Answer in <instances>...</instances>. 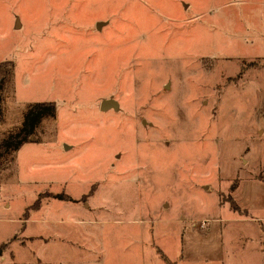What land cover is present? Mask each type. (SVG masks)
I'll return each mask as SVG.
<instances>
[{
  "label": "rangeland",
  "instance_id": "obj_1",
  "mask_svg": "<svg viewBox=\"0 0 264 264\" xmlns=\"http://www.w3.org/2000/svg\"><path fill=\"white\" fill-rule=\"evenodd\" d=\"M252 1L0 0V264H264Z\"/></svg>",
  "mask_w": 264,
  "mask_h": 264
},
{
  "label": "trees",
  "instance_id": "obj_2",
  "mask_svg": "<svg viewBox=\"0 0 264 264\" xmlns=\"http://www.w3.org/2000/svg\"><path fill=\"white\" fill-rule=\"evenodd\" d=\"M11 66H12V61L10 60L0 61V91L2 88L1 84L5 76L8 74ZM54 108H55V104L53 101L35 102L29 108V110L24 114L22 124L18 128V130L0 139V156H2L4 153L13 151V149L17 148V146L21 141L26 140L28 137H30L33 132L32 130L34 126L39 122L41 117H43L44 114L46 115L51 114ZM50 196H53L61 200H66V199L72 200L70 196L68 195L63 196L62 194L59 193H51ZM38 203H39V199L36 198L33 205L36 207ZM230 206L233 209L237 208L236 203L232 202L231 199H230ZM162 256L163 258H165L164 254H162ZM166 264H173V263L167 261Z\"/></svg>",
  "mask_w": 264,
  "mask_h": 264
},
{
  "label": "crops",
  "instance_id": "obj_3",
  "mask_svg": "<svg viewBox=\"0 0 264 264\" xmlns=\"http://www.w3.org/2000/svg\"><path fill=\"white\" fill-rule=\"evenodd\" d=\"M247 6L249 7L248 9H247ZM242 13H243V15H245L248 18H251L252 20H256V22L258 24H261L264 27V0H253L252 3L249 5H246V3L242 4ZM262 41H264V38L262 39ZM259 48H261V51H262L260 58L264 57V48H262V46H260ZM263 131H264V126L262 127V129H260L259 132L263 133ZM247 149H248L247 155L249 157L248 159H250V161H251L253 158V155H252V152L250 151L249 146L247 147ZM247 162H249V161L247 160ZM262 167L263 168L261 170L260 180H262V182H264V161H263ZM251 176H256V175H251ZM260 228H262L264 230L263 224L260 226ZM258 247H259L260 252L262 254H264V240H263V244L258 245Z\"/></svg>",
  "mask_w": 264,
  "mask_h": 264
},
{
  "label": "water",
  "instance_id": "obj_4",
  "mask_svg": "<svg viewBox=\"0 0 264 264\" xmlns=\"http://www.w3.org/2000/svg\"><path fill=\"white\" fill-rule=\"evenodd\" d=\"M103 23L102 22H98L96 24V27L99 29L101 27ZM109 107H112L113 109H117L118 108V102L116 99L114 98H107V99H102L99 103V108L100 110H106L109 109ZM64 148H68L69 146H67L66 144L63 145Z\"/></svg>",
  "mask_w": 264,
  "mask_h": 264
}]
</instances>
